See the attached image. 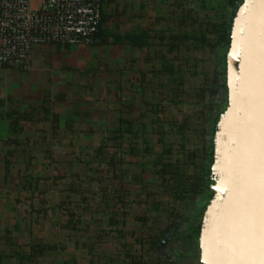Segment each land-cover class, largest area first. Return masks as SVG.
I'll list each match as a JSON object with an SVG mask.
<instances>
[{"label": "crops", "instance_id": "0c3cea01", "mask_svg": "<svg viewBox=\"0 0 264 264\" xmlns=\"http://www.w3.org/2000/svg\"><path fill=\"white\" fill-rule=\"evenodd\" d=\"M243 1L102 0L100 41L0 67V264L150 260L206 147L201 94Z\"/></svg>", "mask_w": 264, "mask_h": 264}, {"label": "water", "instance_id": "95a60500", "mask_svg": "<svg viewBox=\"0 0 264 264\" xmlns=\"http://www.w3.org/2000/svg\"><path fill=\"white\" fill-rule=\"evenodd\" d=\"M228 106L215 131L217 181L203 264H264V0H244L227 54Z\"/></svg>", "mask_w": 264, "mask_h": 264}, {"label": "built area", "instance_id": "2783aa9c", "mask_svg": "<svg viewBox=\"0 0 264 264\" xmlns=\"http://www.w3.org/2000/svg\"><path fill=\"white\" fill-rule=\"evenodd\" d=\"M102 0H0V67L28 68L33 47L100 41Z\"/></svg>", "mask_w": 264, "mask_h": 264}, {"label": "trees", "instance_id": "16d2710c", "mask_svg": "<svg viewBox=\"0 0 264 264\" xmlns=\"http://www.w3.org/2000/svg\"><path fill=\"white\" fill-rule=\"evenodd\" d=\"M227 36L228 32H225V41H228ZM227 51L228 46L226 45L223 64L225 73L221 74L219 80L216 82L215 93L213 95H207L208 90L204 89L201 94V98L207 100L206 106L209 108V121L204 132L206 147L202 158L198 162H194L197 171L194 175L187 176L186 181L183 183H178L175 192L172 194L177 201L181 202H186L197 197L200 201V207L191 216L188 225L175 223L169 229H158L152 234V248L157 247L161 242H178V250L180 251H174L175 259L169 261V264H187L188 258H197L200 256L204 214L207 205L214 196L213 186L217 181V172L213 168L216 163L217 148L216 144L212 141V137L215 131L218 130L222 114L228 106V79L226 77L228 68ZM22 117H26V114H19L17 117L12 118V126L14 128L20 127ZM195 155L197 157V154ZM147 252L150 254V260H145L144 255H130L132 264H152L151 259L156 251Z\"/></svg>", "mask_w": 264, "mask_h": 264}, {"label": "flooded vegetation", "instance_id": "af4514ba", "mask_svg": "<svg viewBox=\"0 0 264 264\" xmlns=\"http://www.w3.org/2000/svg\"><path fill=\"white\" fill-rule=\"evenodd\" d=\"M184 203L187 205V209L189 210L188 217H189V222H190L191 216H193L200 207V201H199V198L196 197ZM179 218H180L179 216H176V212H174V214H171L170 216V221L165 219L167 223L165 224L166 226H159L157 227V229L165 230V229H169V227H171L175 223L182 224ZM151 251H156L155 254H153L154 256H152V259H151L153 262L152 264H169V261L175 259L174 251H180V250H178V242L173 241V242H161L157 247L152 248ZM194 259L196 258L195 257L188 258L187 264H189L190 260H194Z\"/></svg>", "mask_w": 264, "mask_h": 264}, {"label": "rangeland", "instance_id": "374dc122", "mask_svg": "<svg viewBox=\"0 0 264 264\" xmlns=\"http://www.w3.org/2000/svg\"><path fill=\"white\" fill-rule=\"evenodd\" d=\"M188 212L189 210L187 209V205L184 202H180L179 207L177 208L176 211V216H179L180 221L182 224L184 225H188L189 224V217H188ZM168 221H170V218L168 219ZM165 224L166 221L162 219L161 223H157L155 226V228L159 227V226H166ZM189 264H203L201 257L199 256L198 258L194 259V260H190Z\"/></svg>", "mask_w": 264, "mask_h": 264}]
</instances>
